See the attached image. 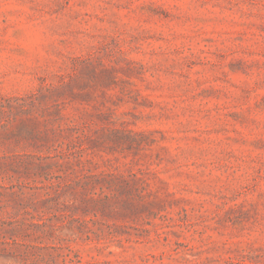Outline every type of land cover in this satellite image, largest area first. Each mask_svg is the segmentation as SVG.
<instances>
[{"label": "rangeland", "instance_id": "374dc122", "mask_svg": "<svg viewBox=\"0 0 264 264\" xmlns=\"http://www.w3.org/2000/svg\"><path fill=\"white\" fill-rule=\"evenodd\" d=\"M0 264H264V0H0Z\"/></svg>", "mask_w": 264, "mask_h": 264}]
</instances>
